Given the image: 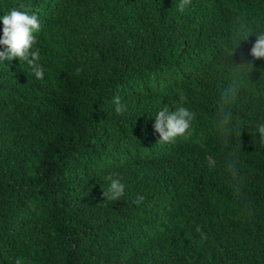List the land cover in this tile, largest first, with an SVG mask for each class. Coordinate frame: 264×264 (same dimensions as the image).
Instances as JSON below:
<instances>
[{
  "label": "trees",
  "instance_id": "trees-1",
  "mask_svg": "<svg viewBox=\"0 0 264 264\" xmlns=\"http://www.w3.org/2000/svg\"><path fill=\"white\" fill-rule=\"evenodd\" d=\"M179 3L0 0L37 15L44 70L0 64V264H264V59L239 70L226 131L217 117L264 0ZM164 106L194 113L173 143L153 128Z\"/></svg>",
  "mask_w": 264,
  "mask_h": 264
},
{
  "label": "clouds",
  "instance_id": "clouds-1",
  "mask_svg": "<svg viewBox=\"0 0 264 264\" xmlns=\"http://www.w3.org/2000/svg\"><path fill=\"white\" fill-rule=\"evenodd\" d=\"M190 3L191 0H180L178 9L183 11ZM0 20H2L3 24L2 37H0V46H3V50H0V64L5 60L10 62L18 59L31 68L36 79L42 80L44 78V70L39 63L40 52L38 48L33 50L37 44V38L34 33H38L41 29L37 15H30L25 11L13 9L10 13L0 17ZM249 36H244L240 42L246 41ZM240 42L237 47H239ZM249 55L252 57V61L235 65L237 71L234 74V78L221 94L217 117L218 125L222 130L226 131L232 123L233 113L230 105L243 86L241 82L243 74L239 70H250L247 73L248 75L252 71V63L255 60L264 59V32L256 34V39ZM183 99V94H181V100L183 101ZM113 103L118 114L126 111V105L122 104L119 96L114 97ZM193 119L194 113L184 106H180L174 111H170L168 106H164L157 112L153 125L155 133L159 134L158 143H173L178 137L185 136L189 132ZM257 131L261 142L264 143V124L258 125ZM231 167L234 168L235 165L233 164ZM106 179L110 181V187L107 191L102 192V198L112 201L120 200L124 195L125 185L121 183L119 178H115L114 175H109ZM144 199L145 197L139 196L133 203L139 205ZM196 231L201 233L202 239L207 238L199 226L196 227ZM16 264H20L19 259H17Z\"/></svg>",
  "mask_w": 264,
  "mask_h": 264
}]
</instances>
